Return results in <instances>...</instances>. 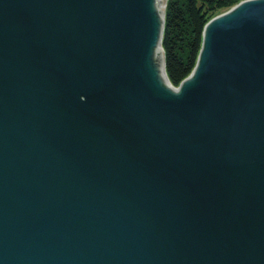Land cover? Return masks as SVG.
Masks as SVG:
<instances>
[{
    "label": "water",
    "instance_id": "1",
    "mask_svg": "<svg viewBox=\"0 0 264 264\" xmlns=\"http://www.w3.org/2000/svg\"><path fill=\"white\" fill-rule=\"evenodd\" d=\"M163 25L0 0V264H264V0L205 24L178 87Z\"/></svg>",
    "mask_w": 264,
    "mask_h": 264
},
{
    "label": "trees",
    "instance_id": "2",
    "mask_svg": "<svg viewBox=\"0 0 264 264\" xmlns=\"http://www.w3.org/2000/svg\"><path fill=\"white\" fill-rule=\"evenodd\" d=\"M241 0H167L161 46L169 82L178 86L196 65L205 24Z\"/></svg>",
    "mask_w": 264,
    "mask_h": 264
},
{
    "label": "bare ground",
    "instance_id": "3",
    "mask_svg": "<svg viewBox=\"0 0 264 264\" xmlns=\"http://www.w3.org/2000/svg\"><path fill=\"white\" fill-rule=\"evenodd\" d=\"M163 1L164 0H156V8H157V10H158V12H159V14H162V9H163ZM215 17V16H214ZM163 30H164V25H163ZM202 44H203V32H202ZM201 44V45H202ZM201 48H202V46H201ZM157 51H158V56L159 57H161L160 58V66H161V71H162V76H163V79H164V81L167 83V84H169L167 81H166V76H165V73H164V67H163V62H162V55H161V53H162V51H163V49L161 50L160 49V47H158L157 48ZM200 51H201V49H200ZM200 54V53H199ZM189 76V75H188ZM187 76V77H188ZM183 81V80H182ZM169 86V85H168ZM179 86V85H178ZM176 87V86H175Z\"/></svg>",
    "mask_w": 264,
    "mask_h": 264
},
{
    "label": "rangeland",
    "instance_id": "4",
    "mask_svg": "<svg viewBox=\"0 0 264 264\" xmlns=\"http://www.w3.org/2000/svg\"><path fill=\"white\" fill-rule=\"evenodd\" d=\"M166 1H167V0H164V1H163V9H162L163 12H162V13H164V14H165ZM223 12H224V11H223ZM221 13H222V12H221ZM219 14H220V13H219ZM164 16H165V15H164ZM162 54H163V53H162ZM162 56H164V55H162ZM160 58H161V57H159V61H160ZM177 87H178V86H177Z\"/></svg>",
    "mask_w": 264,
    "mask_h": 264
}]
</instances>
